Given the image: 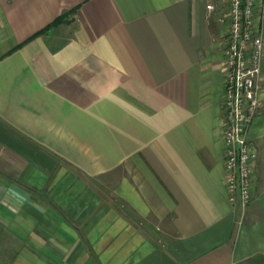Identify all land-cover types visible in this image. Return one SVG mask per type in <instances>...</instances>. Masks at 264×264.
<instances>
[{"label":"crops","instance_id":"obj_1","mask_svg":"<svg viewBox=\"0 0 264 264\" xmlns=\"http://www.w3.org/2000/svg\"><path fill=\"white\" fill-rule=\"evenodd\" d=\"M210 1L0 0V226L21 239L7 264H264V103L241 217Z\"/></svg>","mask_w":264,"mask_h":264},{"label":"built area","instance_id":"obj_2","mask_svg":"<svg viewBox=\"0 0 264 264\" xmlns=\"http://www.w3.org/2000/svg\"><path fill=\"white\" fill-rule=\"evenodd\" d=\"M222 9L218 17L225 26L222 90V137L227 199L238 205L241 217L252 198L257 148L249 137L252 122L263 104L264 0H215L209 12Z\"/></svg>","mask_w":264,"mask_h":264},{"label":"rangeland","instance_id":"obj_3","mask_svg":"<svg viewBox=\"0 0 264 264\" xmlns=\"http://www.w3.org/2000/svg\"><path fill=\"white\" fill-rule=\"evenodd\" d=\"M148 222L149 221L143 219L142 224L145 226L148 224ZM148 231L151 232L150 237L152 239H155L156 242L159 244L163 243L162 241L166 238V235L161 233L160 230H148ZM20 246H21V239L19 237L9 234L6 230H3V228H1L0 226V264L9 263L12 260L13 253H15L16 252L15 250H18Z\"/></svg>","mask_w":264,"mask_h":264},{"label":"trees","instance_id":"obj_4","mask_svg":"<svg viewBox=\"0 0 264 264\" xmlns=\"http://www.w3.org/2000/svg\"><path fill=\"white\" fill-rule=\"evenodd\" d=\"M70 12H73V11H70ZM66 15H67L66 13H63V14L57 16V17H56V18H55L50 24H48V25H47L43 30H41V31H45V30L51 28L52 26H56V25H58V24L64 22V21H65V16H66ZM41 31H39V32H41ZM39 32L33 34V36L36 35V34H38ZM260 259H262V261L264 260V258L261 257V256H260Z\"/></svg>","mask_w":264,"mask_h":264}]
</instances>
